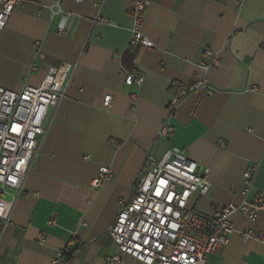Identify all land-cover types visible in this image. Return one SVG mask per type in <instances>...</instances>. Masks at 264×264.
Returning <instances> with one entry per match:
<instances>
[{
  "label": "crops",
  "instance_id": "1",
  "mask_svg": "<svg viewBox=\"0 0 264 264\" xmlns=\"http://www.w3.org/2000/svg\"><path fill=\"white\" fill-rule=\"evenodd\" d=\"M131 6L21 0L0 31L3 87L19 91L62 62L73 67L47 111L23 189H4L14 203L4 228L0 219V264H142L117 252L107 230L147 155L160 157L170 147L210 182L188 204L202 216L264 189V0H150L142 31L153 47H129ZM207 51L219 63L209 70ZM127 71L141 82L125 85ZM182 89L188 93L169 112ZM165 121L172 131L162 136ZM252 166L246 189L243 173ZM101 169L109 176L94 185ZM232 221L228 241L204 264H264V212L255 221L241 214ZM249 228L257 238L242 239ZM67 247L76 252L54 261ZM115 253L119 261L108 260Z\"/></svg>",
  "mask_w": 264,
  "mask_h": 264
},
{
  "label": "built area",
  "instance_id": "2",
  "mask_svg": "<svg viewBox=\"0 0 264 264\" xmlns=\"http://www.w3.org/2000/svg\"><path fill=\"white\" fill-rule=\"evenodd\" d=\"M19 1L0 0V31ZM131 3L128 45L153 47L154 42L142 31L150 0H131ZM97 20L105 21L98 16L93 18ZM57 30L64 32L65 26L59 25ZM207 53L210 59L204 68L209 70L219 63L210 51ZM72 68L71 63L62 62L54 69L49 68L39 84H25L19 91L0 85V219L3 228L9 222L14 203L4 197V189H23L37 153L39 137L44 132L47 111L58 104ZM141 79L138 73L127 71L124 83L131 86L139 84ZM204 83L205 79L200 80L194 87ZM187 93L182 89L171 98L169 112ZM110 101L111 94H106L104 106L109 107ZM171 131L172 127L165 121L159 135ZM255 171L256 166L244 171L246 189L252 186ZM108 173L107 169H101L93 184L99 185ZM209 187L203 170L180 149L170 147L160 157L148 154L131 198L120 201V208L107 230L117 252L128 254L142 264H204L209 254L218 253L228 241L234 231V214L255 221L264 212V189H261L251 201L228 203L210 216H202L188 204L193 194L204 195ZM47 222L52 224L54 219ZM240 236L242 239L257 238L251 228L240 231ZM62 253L59 251L54 261H59ZM119 259L118 253L108 257V260Z\"/></svg>",
  "mask_w": 264,
  "mask_h": 264
},
{
  "label": "trees",
  "instance_id": "3",
  "mask_svg": "<svg viewBox=\"0 0 264 264\" xmlns=\"http://www.w3.org/2000/svg\"><path fill=\"white\" fill-rule=\"evenodd\" d=\"M75 252H76V249L67 247L66 249L63 250L62 256L60 257L59 261L68 260Z\"/></svg>",
  "mask_w": 264,
  "mask_h": 264
}]
</instances>
